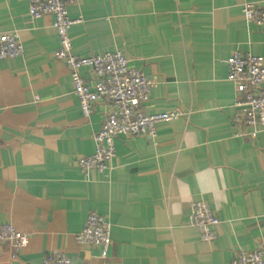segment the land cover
Masks as SVG:
<instances>
[{"label":"crops","instance_id":"1","mask_svg":"<svg viewBox=\"0 0 264 264\" xmlns=\"http://www.w3.org/2000/svg\"><path fill=\"white\" fill-rule=\"evenodd\" d=\"M29 0H0V33H16L23 55L0 61V224L26 235L12 259L41 264L62 253L77 264H227L264 238V127L236 124L234 54L264 58V27L247 23L244 3L264 0H81L68 8L73 52L121 51L154 82L145 115L183 116L154 137H117L108 171L82 172L79 157L107 107L85 118L70 72L53 53V17L33 19ZM92 82V76L83 70ZM204 202L219 223L200 239L189 218ZM95 212L111 225L106 258L75 236Z\"/></svg>","mask_w":264,"mask_h":264},{"label":"built area","instance_id":"2","mask_svg":"<svg viewBox=\"0 0 264 264\" xmlns=\"http://www.w3.org/2000/svg\"><path fill=\"white\" fill-rule=\"evenodd\" d=\"M81 0H29L28 15L33 19L50 15L59 47L53 53L63 62L69 72L73 94L85 118L93 105L102 102L107 110L99 131L92 136L94 150L79 157L78 168L84 172L105 174L115 156L114 140L156 135V126L169 123L183 116L182 113H159L145 115L141 107L149 101L154 82L141 71L131 68L129 60L121 51H107L97 56H77L73 52L71 28L81 23V18H70L68 8ZM242 15L247 23L264 27V6L253 2L244 3ZM23 55V46L16 33H0V61ZM227 81L234 85V107L238 110L234 122L247 128L264 127V58L261 55L232 54L228 61ZM87 70L92 76L89 82L83 76ZM189 222L200 229V239L213 241L214 228L219 223L204 202L194 205ZM111 225L95 212H90L77 235L76 243L83 248L97 247L100 257L106 258L111 245ZM0 243L10 248L11 258L26 247L28 238L12 225L0 224ZM41 264H77L62 253H48ZM227 264H264V238L258 247L249 252L240 251Z\"/></svg>","mask_w":264,"mask_h":264}]
</instances>
